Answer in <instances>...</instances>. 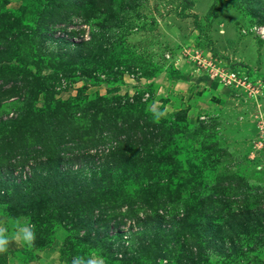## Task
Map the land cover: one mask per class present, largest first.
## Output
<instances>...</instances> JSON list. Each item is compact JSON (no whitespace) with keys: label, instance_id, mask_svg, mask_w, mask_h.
Masks as SVG:
<instances>
[{"label":"rangeland","instance_id":"374dc122","mask_svg":"<svg viewBox=\"0 0 264 264\" xmlns=\"http://www.w3.org/2000/svg\"><path fill=\"white\" fill-rule=\"evenodd\" d=\"M25 219L0 264H264V0H0V230Z\"/></svg>","mask_w":264,"mask_h":264},{"label":"clouds","instance_id":"9594fccd","mask_svg":"<svg viewBox=\"0 0 264 264\" xmlns=\"http://www.w3.org/2000/svg\"><path fill=\"white\" fill-rule=\"evenodd\" d=\"M163 115V112H154L153 119L159 120ZM34 239L35 233L33 227L28 220L25 219L20 222L10 234H6L3 230H0V250H4L10 240L22 243L26 246H31ZM71 264H104V260L98 252H95L88 257L76 256L72 259Z\"/></svg>","mask_w":264,"mask_h":264},{"label":"built area","instance_id":"2783aa9c","mask_svg":"<svg viewBox=\"0 0 264 264\" xmlns=\"http://www.w3.org/2000/svg\"><path fill=\"white\" fill-rule=\"evenodd\" d=\"M216 67H217V66H214V67L211 68V71H212L211 74H214L213 76L220 77V76H219V75H220L219 73H221L222 71L218 70ZM226 77H227V79H228L229 81H231V80H235V81H237V79H238L237 74H236V72H234V71H231L229 74H226ZM244 78L246 79V77H244ZM247 80H248V79H247Z\"/></svg>","mask_w":264,"mask_h":264},{"label":"trees","instance_id":"16d2710c","mask_svg":"<svg viewBox=\"0 0 264 264\" xmlns=\"http://www.w3.org/2000/svg\"><path fill=\"white\" fill-rule=\"evenodd\" d=\"M192 5V2H189V6H191ZM247 73H248V71H247ZM248 75H249V73H248ZM248 75H247V79H248ZM49 172H50V170H47L46 171V175L47 176H50V174H49ZM62 174H58V181L60 182L61 181V179H62ZM69 176V175H68ZM69 192V194L71 195V191H68Z\"/></svg>","mask_w":264,"mask_h":264}]
</instances>
